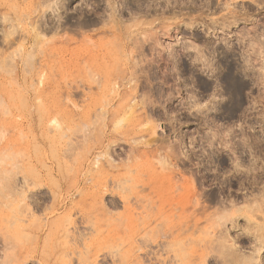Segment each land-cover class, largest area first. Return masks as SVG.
Instances as JSON below:
<instances>
[{"label":"rangeland","instance_id":"obj_1","mask_svg":"<svg viewBox=\"0 0 264 264\" xmlns=\"http://www.w3.org/2000/svg\"><path fill=\"white\" fill-rule=\"evenodd\" d=\"M155 1L0 0V264H264V0Z\"/></svg>","mask_w":264,"mask_h":264},{"label":"flooded vegetation","instance_id":"obj_2","mask_svg":"<svg viewBox=\"0 0 264 264\" xmlns=\"http://www.w3.org/2000/svg\"><path fill=\"white\" fill-rule=\"evenodd\" d=\"M138 1V2H137ZM148 1H152V0H124V2H125V7H126V12L127 13H130L131 12V10H132V8H133V6L135 7V5H139V6H143L144 8L146 7V5H147V2ZM156 1H158V0H156ZM156 1H155V3H156ZM215 50L213 49V48H209L208 50H207V52L208 53H212V52H214ZM218 52H226V50H222V49H219L218 50ZM196 131V128L195 127H190V128H188V129H186L185 130V132L188 134V135H191V134H194V132ZM189 137V136H188ZM190 138V137H189Z\"/></svg>","mask_w":264,"mask_h":264},{"label":"bare ground","instance_id":"obj_3","mask_svg":"<svg viewBox=\"0 0 264 264\" xmlns=\"http://www.w3.org/2000/svg\"><path fill=\"white\" fill-rule=\"evenodd\" d=\"M58 4V3H57ZM35 28V27H34ZM36 30V29H35ZM12 31H14V30H12ZM8 34V36L9 37H11V35L13 34V32H12V34L10 33V31L9 32H7ZM11 34V35H10ZM6 36V35H5ZM7 37V36H6ZM5 37V39H3V41H8L7 43H9L10 41H12V40H10V39H8V37L6 38ZM12 38V37H11ZM10 40V41H9ZM10 44V43H9ZM3 46H4V44H3ZM151 122L150 123H148V126L147 127H151ZM154 126V125H153ZM153 128V127H152ZM152 130V129H151ZM153 134H154V136L156 135V130H155V127L153 128ZM173 166V165H172ZM172 166H169V165H165V166H163V169H164V174L167 176V178L168 179H172V173L174 172V166L172 167ZM186 181L188 182L189 181V183H190V180H188V179H186ZM191 185H192V187L193 188H195V185H194V181L193 180H191ZM163 188H165V187H163ZM234 211H237V210H234ZM169 245V244H168ZM170 245H172V244H170Z\"/></svg>","mask_w":264,"mask_h":264}]
</instances>
